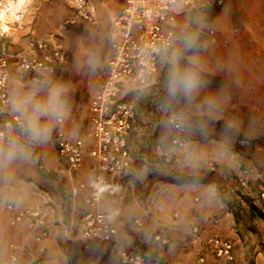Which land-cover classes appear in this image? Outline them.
Wrapping results in <instances>:
<instances>
[{"label":"rangeland","instance_id":"obj_1","mask_svg":"<svg viewBox=\"0 0 264 264\" xmlns=\"http://www.w3.org/2000/svg\"><path fill=\"white\" fill-rule=\"evenodd\" d=\"M70 4L65 1V10L73 12V6ZM192 10L201 14V17H196L194 25H190L187 11L184 9L179 10L176 18L177 35L184 46L172 47L165 51L158 63V68L162 66L160 74H156L157 68L152 78V109L167 113L180 112L191 143L181 149L171 146L170 139L166 147L155 143L159 153L152 152V175H160V185L171 182L177 186L174 192L191 191L192 184L197 182L214 183L216 195L211 199L225 204L230 209L233 216L240 221H237L240 232L248 236L249 241L254 237L251 250L257 245V251L260 252L261 249L264 250V230L261 231L256 226L264 224V211L257 205L264 203L254 202V192L260 185H264V0H208L199 9ZM76 20L66 23L67 27H71V31L66 32L63 37L64 47L69 53L68 67L39 77L37 81L19 80L13 94L16 100L32 95L35 101H46L50 90L54 86H61L59 99L65 110L64 120L72 117L84 131L88 128L89 100L101 81V64L106 57L107 40L104 39L101 45L97 35L100 33L92 32L90 27H85L80 22L81 20ZM210 28L214 31L213 39L208 32ZM195 41L199 43V48L194 50L189 46ZM87 49L93 51L88 52ZM174 70H192L197 74L200 85L190 96L181 92L175 95L169 93V83ZM147 86L149 85L143 88ZM22 114V123L27 126L28 119L32 117L31 105H28ZM54 118L41 117L40 123L44 125L50 121L53 126ZM170 129L173 131L171 127ZM34 143L30 138H21L16 144H10L16 151L14 160H7L3 170L0 163V261L7 256L13 244L11 241L6 245L4 243L10 233L4 207L15 200L13 196L21 185L24 189L32 186L33 174L38 169ZM24 154L30 157L25 158ZM166 156L175 160L166 162ZM166 165L172 168V173L180 174V177L172 178L169 174L166 175ZM146 166L149 167V164ZM244 168H248L251 174L248 186L250 188L245 189L243 199L237 201L228 188L237 184V177ZM185 176H189L186 181ZM153 187L152 185V192L159 191L158 187ZM252 191L253 193H250ZM155 192L152 193V211H148L147 215L132 216L131 224L137 225L134 222L135 217H141V224H144L145 217L147 224H185L189 232L192 224H200L193 219L191 208L181 213L177 205L173 204L176 200L168 202L171 193L164 194L165 192L159 191L162 192L160 196L159 192ZM195 196L189 198L190 204L201 201V197L195 200ZM208 201L204 211L205 221L210 223L216 215L210 213L207 206L215 207L217 204L210 201V198ZM244 208H253L255 217L251 218ZM175 212L178 214L175 215ZM166 230L168 227L165 226L161 233L168 235ZM74 235L75 232L68 236ZM171 244L173 240L170 237L169 242L164 245L145 243L142 253L146 262L165 264L163 255H159L158 260H153L152 253L159 250L163 252ZM101 246L103 245L97 248ZM63 247L65 251L70 248L68 245ZM80 250L83 254H89L95 249L84 252L81 245ZM42 262L47 264L44 257ZM104 263L94 261V264ZM62 264L73 263L66 257Z\"/></svg>","mask_w":264,"mask_h":264},{"label":"crops","instance_id":"obj_2","mask_svg":"<svg viewBox=\"0 0 264 264\" xmlns=\"http://www.w3.org/2000/svg\"><path fill=\"white\" fill-rule=\"evenodd\" d=\"M65 1L70 4L68 0H19L18 4H21V8L18 22H14L13 13L5 14L4 16L0 14V24H5L6 22L7 27H9L4 34L0 35V48H5L11 58L8 67L9 100L3 109V116L17 114L24 120L21 111L13 109V101L16 100L13 94L14 88L19 83V80L29 82L37 81L39 78L32 79L29 75L23 73L14 60V55L25 47L28 39L31 37L48 38L52 33H55L59 41L65 46L63 37L66 32L71 31V27L66 26L65 20L73 18L76 14L74 8L73 12L65 10ZM93 1L96 5L95 21L77 19L81 20L80 22L85 27H90L92 32L100 33L97 35L100 37L101 45H103L104 39L107 40H104L107 42L106 57L101 64L102 81L105 74V63L111 53L109 30L112 18L118 13L121 2L119 0ZM178 8L180 11H183V9L187 11L190 25H194L197 16L201 17V14L191 8L182 6H178ZM66 51L67 64L59 67L56 71L68 67L70 59L68 50L66 49ZM87 51L92 52L93 49H87ZM161 69L162 66H159L157 75L160 74ZM143 87L131 82L123 85L121 96L133 102L136 112V122L127 137V146L133 152L132 165L127 171L109 179L97 208L98 210L108 211L111 214L112 223L118 231V240L126 248L142 252L144 251L143 245L145 243L149 244L152 242V245L155 243L158 245L162 244L159 241H155L152 237L156 232L161 233L163 227L166 226L168 227V230H166L168 232L167 236L173 240V244L163 252L159 250L152 253L153 260H158L159 255H163L165 264H190V261L194 264H199L198 257L205 255L207 264H219L205 242V238L209 234L219 232L233 241L235 264H264V250L261 249L258 252L257 245L251 250V243H253L254 237H252V241H249L248 236L240 232L239 224H237L238 218L233 216L230 209L225 204L211 199L213 195H216L214 183L197 182L192 184L191 191H185V193L183 191L174 192L177 186L175 187L171 182H165L160 185V175L158 173L152 175V152L159 153L158 146L155 143L166 147L173 131L166 121L167 112L162 110L159 112L152 109V88H154L152 80L149 86ZM89 103L87 111L88 128L86 130L83 131L72 117L65 121L62 116L59 119L54 118L53 126L50 121L44 124L51 129L50 136L45 142L34 143L38 169L33 174L32 186H27L24 189L21 185L19 190L16 189V193L13 196L15 200L12 203L18 207L43 206L47 212L45 228L48 230V235L40 244L27 236L25 223H21L16 227H11L7 224L10 233L5 238L4 243L6 245L11 241L13 244H17L22 249L23 256H26L31 251L42 258L44 257L47 264H62V262L66 261V257L73 264H94V261H102V263L105 262L104 264H121L118 260L110 258L106 248L103 246H101L102 248L95 247V250L89 254H83L80 250L81 245L86 241L80 234L82 228L81 216L86 209L84 200L89 191L91 178L89 171L91 157L88 151L94 145V141L89 140L87 142L82 166L73 172L68 171L67 164L58 155L55 144V132L57 129L64 130L72 138L82 136L90 129ZM9 135L11 137L10 143L4 147L0 156L2 170L5 169V164L8 160L6 158L7 152L9 150L16 152L10 144H16L21 138H29L25 125L10 129ZM28 147L30 148V146ZM24 155L25 158L30 157L28 154ZM147 164H149L150 168L146 166ZM166 167V175L169 174V177L172 178L180 177V174L171 172L172 168L170 166L166 165ZM152 185L154 186L153 188L158 187L159 191L165 192L164 194L171 193L169 196L171 199L168 202L176 200L173 204L177 205V209H180L181 213L183 210L191 208L194 213L193 219L200 223L198 224L201 228L199 234H194L191 229L190 232L187 231L185 224H147L145 217L143 218L144 224H131L132 216L137 214H140V216L147 215L148 211H152V193L156 191L152 192ZM113 187L116 188V192L113 191ZM74 189H76V193H73ZM167 190L168 192L166 193ZM159 191H156L155 194ZM39 192H47L51 196L52 202L44 204ZM250 193H253V191ZM159 194L162 196V192H159ZM193 195H196L194 197L195 200H199V197H201V201L190 204L188 200ZM208 198L217 204L215 207L214 205H212L213 207L207 206V210L216 215V218L210 223L205 221L206 212L204 211L205 205L209 202ZM257 206L261 211H264V208H261L264 205L260 204ZM244 209L250 213L249 216L251 218L252 216L255 217L256 212L253 208ZM4 213L7 219L5 207ZM174 214L176 215L178 212ZM68 228H73L74 236L65 234V230ZM256 228L262 231L264 230V224H258ZM248 234H250L249 231ZM41 245L43 246L42 252L39 250ZM65 245L70 247L68 251H65L63 247Z\"/></svg>","mask_w":264,"mask_h":264},{"label":"built area","instance_id":"obj_3","mask_svg":"<svg viewBox=\"0 0 264 264\" xmlns=\"http://www.w3.org/2000/svg\"><path fill=\"white\" fill-rule=\"evenodd\" d=\"M19 0H1L0 14L13 13L14 22H18L21 4ZM76 14L65 23H73L77 18L95 21L96 5L93 0H68ZM121 7L112 18L109 37L111 53L105 63V74L89 103L90 129L82 136L69 137L62 129L55 132V144L58 155L65 160L70 172L78 170L83 163L89 140L94 145L89 148L91 163L89 171V191L84 203L86 209L81 216V236L86 240L82 244L84 252H91L95 247L105 246L110 258L121 264H148L142 252L126 248L117 238V228L112 223L108 211L98 210L104 194L105 185L112 176L127 171L133 160V152L127 146V137L136 122V112L132 101L121 96L125 83L146 86L151 83L156 73L161 55L172 47H183L180 43L176 18L178 6L199 9L203 0H119ZM7 23L0 24V35L9 28ZM7 27V28H6ZM213 39L214 31L208 29ZM192 42L190 48L199 47ZM10 55L5 48H0V156L10 143L9 130L22 127L19 115L3 116L7 105ZM16 64L22 72L32 79L55 72L67 64V51L52 33L48 38L31 37L24 48L14 55ZM167 121L174 133L170 145L176 149L185 148L191 143L183 115L178 111L167 113ZM166 162L174 161L171 156L164 157ZM250 172L244 168L237 177V184L229 186V193L237 201L243 199L245 189L250 184ZM82 186V185H80ZM116 192V188L113 187ZM76 193V189L73 190ZM44 204L52 202L47 192H39ZM255 203H264V185H260L254 195ZM9 226L16 227L25 223L27 236L37 243L47 237L45 228L47 212L41 205L18 207L9 202L5 206ZM134 222L141 223L137 217ZM191 231L200 233V227L193 225ZM73 228L65 230L71 235ZM162 244L169 242V237L156 232L152 237ZM208 249L219 264H235L233 241L219 232H213L205 238ZM43 251V246L39 247ZM199 264H207L205 255L198 257ZM0 264H43L42 258L29 251L23 256L22 249L11 244L7 256Z\"/></svg>","mask_w":264,"mask_h":264},{"label":"clouds","instance_id":"obj_4","mask_svg":"<svg viewBox=\"0 0 264 264\" xmlns=\"http://www.w3.org/2000/svg\"><path fill=\"white\" fill-rule=\"evenodd\" d=\"M199 85L200 81L194 71L187 70L180 72L179 70H174L168 91L172 95L181 92L186 96H190ZM61 91V86H54L50 90L46 101H35L32 95H28L24 99L13 101V109L21 111L22 113L28 105L32 107V117L27 121L26 131L33 142H45L50 136L51 129L40 123L41 117L52 116L59 119L63 116L65 110L59 99ZM14 155L15 152L9 150L6 154V158L11 161Z\"/></svg>","mask_w":264,"mask_h":264},{"label":"trees","instance_id":"obj_5","mask_svg":"<svg viewBox=\"0 0 264 264\" xmlns=\"http://www.w3.org/2000/svg\"><path fill=\"white\" fill-rule=\"evenodd\" d=\"M205 3H207L205 0H203ZM189 176H185L184 180L186 181Z\"/></svg>","mask_w":264,"mask_h":264}]
</instances>
